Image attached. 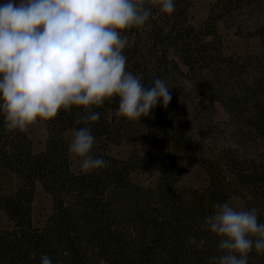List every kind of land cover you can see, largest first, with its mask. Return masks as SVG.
<instances>
[{
  "label": "trees",
  "instance_id": "1",
  "mask_svg": "<svg viewBox=\"0 0 264 264\" xmlns=\"http://www.w3.org/2000/svg\"><path fill=\"white\" fill-rule=\"evenodd\" d=\"M181 2L175 0L170 16L158 13L146 35L124 49L126 70L142 74L145 88L157 78L166 82L172 97L166 108L161 100L149 116L129 121L115 116L119 98L114 97L92 108L100 119L88 125L75 123L84 109L61 110L44 121L45 144L38 151L27 132H6L0 115V210L9 222L0 227V264H41L42 255L52 264H213L212 258L222 255L220 237L201 229L213 205L241 195L246 210L257 208L264 223V22L248 31L261 41L258 52L225 54L220 39L215 40L221 15L210 16L215 9L230 12L242 0H216L198 26L186 22ZM171 47L179 59L170 54ZM189 84L236 119L243 150L206 140L181 117L174 94ZM83 126L95 138L91 155L109 167L90 173L71 167L64 133ZM134 141L145 144L142 151L125 158L110 153L112 145ZM173 152L204 169L202 185L178 184L188 169ZM148 169L156 173L154 187L133 177ZM37 185L50 194L51 211L34 223ZM191 236L203 246L189 244ZM248 264H264V254L253 250Z\"/></svg>",
  "mask_w": 264,
  "mask_h": 264
},
{
  "label": "clouds",
  "instance_id": "2",
  "mask_svg": "<svg viewBox=\"0 0 264 264\" xmlns=\"http://www.w3.org/2000/svg\"><path fill=\"white\" fill-rule=\"evenodd\" d=\"M159 13L172 15L175 0H6L0 3V115L6 132L26 133L40 121L55 119L61 110L82 108L75 123L99 121L105 101L119 98L117 118L139 121L159 101L166 108L172 97L166 82L157 78L145 88L142 74L127 71L124 33L142 28ZM91 128L73 130L69 153L81 159L90 173L109 167L93 157ZM201 229L220 237L222 255L213 264H248L255 250L264 254V223L258 209L237 210L229 203L213 205ZM189 244L197 248L195 236ZM34 258L36 253L32 252ZM41 264H52L47 255Z\"/></svg>",
  "mask_w": 264,
  "mask_h": 264
},
{
  "label": "rangeland",
  "instance_id": "3",
  "mask_svg": "<svg viewBox=\"0 0 264 264\" xmlns=\"http://www.w3.org/2000/svg\"><path fill=\"white\" fill-rule=\"evenodd\" d=\"M216 0H182L181 11L186 13V22L195 26L200 25L209 17L212 5ZM18 2V1H17ZM185 5V6H184ZM233 7V6H230ZM183 9V10H182ZM230 12L216 11L212 12L210 20L215 15L220 14V18L215 21V28L218 38L221 41L222 51L225 54H245L256 53L261 48V41L256 36H251L248 31L253 30L260 23L264 22V0H242V5L236 8H229ZM159 13L158 9L153 8L154 17ZM142 28H132L126 31L129 43L134 39H142L148 31L150 20ZM210 22V21H209ZM209 35L208 38H212ZM170 54L176 59L179 56L176 50L171 47ZM181 66V64H180ZM181 92L175 93L177 111L181 117L188 119L193 128L200 135L206 137V140L212 141L217 145H232L243 150L240 137L237 135L236 119L231 118L218 101L211 103L207 100L208 93L200 88H194L192 84L187 85ZM73 128L65 131L64 137L69 143L73 136ZM34 151L41 150L45 144L46 126L44 121H40L29 128L27 131ZM145 144L141 141L123 142L118 145H112L111 154L116 158H125L131 154L142 151ZM254 150V149H253ZM248 151H252L250 148ZM175 158L185 164L188 171L179 176L178 184L184 187H199L205 182L206 174L204 169L190 160L181 152H173ZM71 167L74 170H81V159L71 155ZM133 177L145 186L154 187L156 184V173L152 169L134 173ZM237 210H246L245 198L241 195H235L227 201ZM51 211V196L40 185H37L32 200V218L34 223L42 222ZM9 226L7 218L0 210V227Z\"/></svg>",
  "mask_w": 264,
  "mask_h": 264
}]
</instances>
